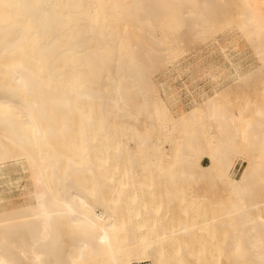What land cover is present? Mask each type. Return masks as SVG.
Listing matches in <instances>:
<instances>
[{
  "label": "bare ground",
  "instance_id": "obj_1",
  "mask_svg": "<svg viewBox=\"0 0 264 264\" xmlns=\"http://www.w3.org/2000/svg\"><path fill=\"white\" fill-rule=\"evenodd\" d=\"M235 26L261 66L179 112L154 73ZM263 68L264 0H0V264H264Z\"/></svg>",
  "mask_w": 264,
  "mask_h": 264
},
{
  "label": "rangeland",
  "instance_id": "obj_2",
  "mask_svg": "<svg viewBox=\"0 0 264 264\" xmlns=\"http://www.w3.org/2000/svg\"><path fill=\"white\" fill-rule=\"evenodd\" d=\"M230 30H232V31L230 32ZM230 30H226V32L225 31L220 32L217 34L218 36L215 35L216 38L215 37H214L215 39L213 38L214 41H212V38H211V41L209 39L208 41L206 40L205 42H204V40H200V39L197 40L198 37H195L193 35V33L191 34L190 32L186 31L187 33H189V35L191 34L190 36H193L190 38V37L186 36L187 34H185V32H184L185 38L183 37L184 35L183 36L181 35V39L184 41H183V43L180 44L182 46V48L180 49V52H179V55L177 56V58H175L174 62L168 63L166 69H162L163 71L160 70L159 73H158V71L156 72V74L154 73L153 80H154V82H156V84L158 86L164 85L165 88L169 86L168 87L169 92H170V94L172 93L171 96L173 98L175 97V99H177V101H178V102L176 101L178 103L176 109L179 112L180 111H187V110H189V108H191L192 106L197 104L201 100V95L208 94V92L211 95L213 92V89L214 90L216 88L217 89H225V87H228L231 84L230 79L227 78L228 77L227 73H226L227 68L225 67V65L227 64L226 59L224 57L227 55L226 52L228 53V56L230 55L229 57H231L235 61L239 62L242 66H245V65L249 66L252 64L255 67H259V65L262 64L261 63L262 61L260 62L261 54L259 55V53L256 52L259 50L255 51V49H253L254 45L252 47L251 42H249L248 39L244 38L245 37L244 34L242 33L243 36L241 35V33H240L241 30L239 31L237 28V30H238L237 31L236 26L233 29L230 28ZM188 38H189V40H188ZM202 42H203V44H202ZM220 48L223 52L220 51ZM222 48H224L226 50H224ZM257 55H258V57H257ZM224 61L226 62V64ZM215 66H216V68H215ZM209 68H211L210 69L211 71L208 70ZM223 69H224V71H223ZM216 70H218V71H216ZM209 72L212 74H210ZM221 72H223V73H221ZM213 73H214V77L212 76ZM263 74H264V68L262 69L261 75L258 76L259 78L256 77L255 81H253L250 85H248L246 87L233 89V92H236V93L239 92L237 94L239 96V99L243 103L247 102L251 98L257 102H262L264 104V81H263L264 75ZM223 77H224V79H223ZM213 78H214V80H213ZM262 78H263V80H262ZM256 81H257V83H256ZM231 85H233V84H231ZM168 88H166V89H168ZM255 88H257V89H255ZM171 91H173V92H171ZM232 96L235 97L236 95L235 96L232 95ZM247 107H249V105ZM169 147H170V145H167V148H169ZM244 161L245 160H243V158H241V157L238 159V161H236V163L232 169V172H231V175L234 179H240L241 178L242 173H243L244 169L246 168L245 166H247V163ZM203 164L205 166H208V165H210V161L208 159L204 160ZM26 181L28 182V185H27ZM23 183L27 185V189H28V187L30 188V186H32L31 181L29 179H25V180L21 181V185H22L21 187L22 188H17L16 187L17 186L16 181H15L14 182L15 186L13 185L14 188H13L12 184H9L11 186H8V187L6 184H0V188L2 189L0 191H3V189L6 191L5 188H9V190L7 189L8 191H6V193L7 194L10 193L11 195H14L17 198V200H16V198H14L15 201H24V198H26L28 195L27 196H25V195H18L17 196V194L20 193V189H21V191L24 192V189L26 188V187L24 188ZM19 196L22 198H20ZM18 198H19V200H18ZM144 264H149V263H144Z\"/></svg>",
  "mask_w": 264,
  "mask_h": 264
}]
</instances>
